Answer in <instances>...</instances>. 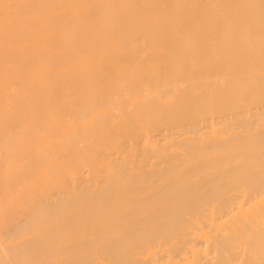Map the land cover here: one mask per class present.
<instances>
[{
    "label": "bare ground",
    "instance_id": "obj_1",
    "mask_svg": "<svg viewBox=\"0 0 264 264\" xmlns=\"http://www.w3.org/2000/svg\"><path fill=\"white\" fill-rule=\"evenodd\" d=\"M0 264H264V2L0 0Z\"/></svg>",
    "mask_w": 264,
    "mask_h": 264
},
{
    "label": "snow or ice",
    "instance_id": "obj_2",
    "mask_svg": "<svg viewBox=\"0 0 264 264\" xmlns=\"http://www.w3.org/2000/svg\"><path fill=\"white\" fill-rule=\"evenodd\" d=\"M262 2H264V0H262Z\"/></svg>",
    "mask_w": 264,
    "mask_h": 264
}]
</instances>
